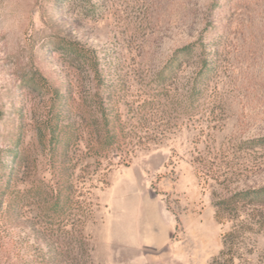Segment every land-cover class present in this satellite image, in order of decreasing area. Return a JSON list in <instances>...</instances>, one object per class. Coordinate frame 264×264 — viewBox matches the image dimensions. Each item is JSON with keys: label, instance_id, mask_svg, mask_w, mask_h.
Instances as JSON below:
<instances>
[{"label": "rangeland", "instance_id": "rangeland-1", "mask_svg": "<svg viewBox=\"0 0 264 264\" xmlns=\"http://www.w3.org/2000/svg\"><path fill=\"white\" fill-rule=\"evenodd\" d=\"M261 189L264 0H0V264H264Z\"/></svg>", "mask_w": 264, "mask_h": 264}, {"label": "trees", "instance_id": "trees-1", "mask_svg": "<svg viewBox=\"0 0 264 264\" xmlns=\"http://www.w3.org/2000/svg\"><path fill=\"white\" fill-rule=\"evenodd\" d=\"M187 50H189L188 47L183 49V51H187ZM68 53L72 54L76 59L80 60L85 65H88L90 67L96 66L93 57L89 53L87 54L85 51H82L81 49L69 48ZM111 119L112 118L108 117L107 115L104 114L100 115L101 127L98 133L99 134L98 147L101 151L105 153L115 152L116 150H120L122 147L127 146L126 136H124L122 139L123 141H121V137L122 135H124L125 129L123 128V126L120 125L117 126L116 124H114ZM53 130H57V132L58 131L60 132L58 126H55V129ZM58 133L57 136H59ZM59 137L65 138L66 135H64L63 137L62 136ZM54 146L57 147L58 142L57 143L55 142ZM237 198H241L244 201L246 200L250 202L264 200V189L258 191H252V192H245L236 196L235 200H237ZM235 200L229 199L221 203V205H219L221 210L227 209L230 206V204L238 201ZM232 240H234L232 233H228L223 237V244L227 245V247L229 248L228 251L231 250L230 245L232 244ZM226 256H227V252L222 251L220 253V257H226ZM219 260H220L219 258H215L213 262L216 263Z\"/></svg>", "mask_w": 264, "mask_h": 264}]
</instances>
